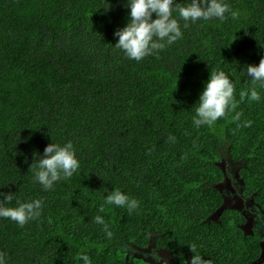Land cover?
<instances>
[{
	"label": "trees",
	"instance_id": "16d2710c",
	"mask_svg": "<svg viewBox=\"0 0 264 264\" xmlns=\"http://www.w3.org/2000/svg\"><path fill=\"white\" fill-rule=\"evenodd\" d=\"M226 2L236 19L181 21V39L136 61L113 46L128 19L124 0H108L106 13L107 0H0V192H15L9 207L43 201L41 216L24 226L0 217L5 264H82L81 255L91 264H149L121 246L143 249L152 237L180 260L249 264L257 256L237 210L211 218L223 203L224 152L264 208V84L246 75L264 57V0ZM221 70L234 101L197 127L195 103ZM253 87L258 101L248 99ZM67 141L80 169L44 190L33 153ZM115 190L138 207L108 203Z\"/></svg>",
	"mask_w": 264,
	"mask_h": 264
},
{
	"label": "clouds",
	"instance_id": "9594fccd",
	"mask_svg": "<svg viewBox=\"0 0 264 264\" xmlns=\"http://www.w3.org/2000/svg\"><path fill=\"white\" fill-rule=\"evenodd\" d=\"M108 5L107 8L103 7L105 13L111 10V5L109 3ZM123 6L128 9V19L123 27L114 31L113 35L117 40L113 46L122 50L129 59L136 61L158 54L168 45L181 39L184 35L181 21L184 22L183 27H187L189 21L197 23L213 19L227 20L226 13H230L232 19L239 16V12L232 10L226 0H188L185 5H179L177 0H124ZM246 75L254 84L256 82L264 84V57H261L258 64H247ZM234 92V82L224 71L211 73L204 82V87L195 103L198 105L193 118L195 126L212 124L224 117L234 101ZM247 95L249 100L261 99L260 92L255 87ZM250 124L249 121L245 126ZM33 156L35 159L30 167L34 169V182H38L44 190L53 189L57 182L71 178L80 169V160L72 141L63 144L51 142L45 146L42 154L34 151ZM14 199H16L15 192H0V217L9 218L24 226L41 216L43 211L41 199L28 202L17 200L16 206H5ZM106 199L108 203L126 207L129 211L135 210L139 204L136 199L119 190L111 191ZM95 222L104 225V218L97 215ZM104 226L107 228V225ZM156 248L155 243V248L147 253ZM158 250L160 249H157V252ZM190 251L195 253L196 246L191 245ZM80 259L82 264H91L88 255H81ZM0 264H5L3 253H0ZM189 264H206V262L202 256L193 255Z\"/></svg>",
	"mask_w": 264,
	"mask_h": 264
},
{
	"label": "flooded vegetation",
	"instance_id": "af4514ba",
	"mask_svg": "<svg viewBox=\"0 0 264 264\" xmlns=\"http://www.w3.org/2000/svg\"><path fill=\"white\" fill-rule=\"evenodd\" d=\"M227 173L228 171L225 172V175L231 179V183L227 191L228 196L226 197L230 199V205L236 208L235 210H237L238 213L242 216V220L239 223H236L237 228H239L244 236L254 237V239L258 241V244L260 246L259 253L255 258L249 261V264H264V259H262V252L264 253V208L261 207V205L257 201H255L252 194H246L243 191L244 184L239 178H237L236 180L233 178V176L230 175L231 173ZM223 183H225V181L220 183V185L218 186L220 187ZM222 194L224 201L226 194H224V192H222ZM215 220L217 221L218 219ZM244 226L249 227V229L248 227L246 228L247 232L250 233H244ZM138 248L139 247H136L135 250L128 251L131 257H140L142 260L151 258L155 260L157 264H169V258L167 256H162L157 252V249H161L160 247L153 249L149 253L144 252L142 249ZM189 261L190 256H188L187 254L184 256L183 260L177 259L173 256V264H189Z\"/></svg>",
	"mask_w": 264,
	"mask_h": 264
},
{
	"label": "rangeland",
	"instance_id": "374dc122",
	"mask_svg": "<svg viewBox=\"0 0 264 264\" xmlns=\"http://www.w3.org/2000/svg\"><path fill=\"white\" fill-rule=\"evenodd\" d=\"M225 147H226V145H224ZM222 157L223 158H221L219 161H218V164H221L220 166H221V168H223V170L225 171V172H227L228 171V173H231L230 175L231 176H233V178L234 179H236L237 180V167H238V165L237 164H240L239 162L238 163H233V162H231V161H226L225 160V158H227L228 156L227 155H225V152L223 153V155H222ZM227 164H229V165H227ZM227 173V174H228ZM227 179H228V182H225V183H223L221 186H220V188H221V191L222 192H224V194H226L225 195V200H226V203H227V205H230V199L229 198H227L226 196H228V189H229V186H230V183H231V179L227 176ZM229 184V185H228ZM225 185V186H224ZM226 187V188H225ZM233 207V206H232ZM216 219V218H215ZM121 249H122V252H126L127 253V257L128 258H131V256H130V254L128 253V251H130L129 250V248L126 246V245H123V246H121Z\"/></svg>",
	"mask_w": 264,
	"mask_h": 264
},
{
	"label": "water",
	"instance_id": "95a60500",
	"mask_svg": "<svg viewBox=\"0 0 264 264\" xmlns=\"http://www.w3.org/2000/svg\"><path fill=\"white\" fill-rule=\"evenodd\" d=\"M221 165V164H220ZM221 167V166H220ZM222 170H223V168H222ZM237 173V172H236ZM238 176V175H237ZM238 178V177H237ZM225 182H228V179H227V176H226V178H225ZM225 208H233V209H236V208H234V207H232L231 205H227V203H226V200H224L223 201V203H222V205L220 206V208L217 210V213H214V214H212V216H211V218L212 219H217V217H218V215L220 214V212L223 210V209H225ZM246 227H248V226H246ZM245 226L243 227V229H244V233L245 234H248V233H250V232H247V228H246ZM248 229H249V227H248ZM152 248H155V241H154V239H153V237L149 240V244H148V247L146 248V249H143L145 252H148V251H150ZM158 253L160 254V255H162V256H167L168 258H169V264H173V257H172V254L168 251V250H166V249H160V250H158ZM262 256L264 257V253L262 252ZM262 257V259H264ZM146 262H148V263H150V264H155V261L154 260H152V259H148L147 258V260L146 259H144Z\"/></svg>",
	"mask_w": 264,
	"mask_h": 264
}]
</instances>
